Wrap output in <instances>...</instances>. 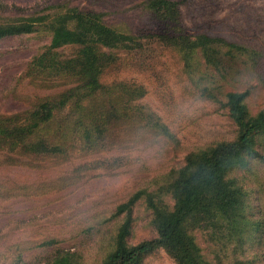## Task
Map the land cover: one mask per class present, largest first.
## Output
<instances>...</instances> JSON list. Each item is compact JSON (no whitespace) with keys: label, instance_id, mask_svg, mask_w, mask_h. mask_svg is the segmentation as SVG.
Segmentation results:
<instances>
[{"label":"rangeland","instance_id":"obj_1","mask_svg":"<svg viewBox=\"0 0 264 264\" xmlns=\"http://www.w3.org/2000/svg\"><path fill=\"white\" fill-rule=\"evenodd\" d=\"M147 1L0 0V23L76 9L100 14L105 25L134 38L133 49H100L113 61L99 77L104 89L91 96L76 89L83 84L74 64L79 47L51 51L44 31L0 39V264H57V257L100 264L126 218L119 206L140 190H155L189 151L236 137L226 110L202 90L218 98L247 91L249 111L264 110V0H170L179 6L177 23L148 16ZM160 35H206L248 53L220 70L199 57L188 73ZM72 90L77 96L35 135L59 151L27 154L15 141L20 127L38 105ZM250 179L242 184L264 214V182ZM155 236L151 212L139 200L127 243ZM142 264L175 263L158 250Z\"/></svg>","mask_w":264,"mask_h":264},{"label":"trees","instance_id":"obj_2","mask_svg":"<svg viewBox=\"0 0 264 264\" xmlns=\"http://www.w3.org/2000/svg\"><path fill=\"white\" fill-rule=\"evenodd\" d=\"M145 11L164 23L178 22L177 2L148 0ZM41 31L49 34L51 51L64 46L80 48L74 64L80 67L83 84L76 89L86 91L89 96L104 89L99 77L113 61L112 56L100 49L134 48L132 35L105 25L100 14L81 13L76 9L0 23V39ZM159 39L182 58L188 73L198 66V62L190 60L200 57L205 65L220 70L248 53L240 43L206 35H160ZM76 91L38 105L30 113L28 123L18 130L16 144L29 155L57 153L58 146H48L41 136L35 135L55 111L77 96ZM201 94L226 110L236 127V137L189 151L183 166L168 172L155 190H140L119 206L117 214L125 213L126 218L100 264H142L158 250H163L175 264H264V214L257 212L256 200L242 184L248 177L255 178V181L249 180L253 184L264 182V175L259 177L264 168V110L256 114L249 111L247 91L227 92L220 98L206 90ZM157 126L165 136L172 137L163 124ZM259 187H263L262 183ZM139 200L151 212V226L156 236L130 245L127 239L131 213ZM55 262L72 263L66 257H57Z\"/></svg>","mask_w":264,"mask_h":264}]
</instances>
